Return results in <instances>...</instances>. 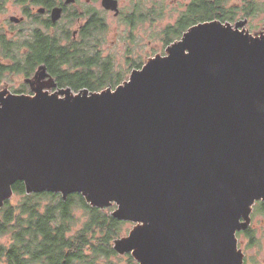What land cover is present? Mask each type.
I'll list each match as a JSON object with an SVG mask.
<instances>
[{
	"label": "water",
	"instance_id": "obj_1",
	"mask_svg": "<svg viewBox=\"0 0 264 264\" xmlns=\"http://www.w3.org/2000/svg\"><path fill=\"white\" fill-rule=\"evenodd\" d=\"M245 24H192L113 88L40 65L31 94L0 89V208L17 181L79 193L135 223L113 249L137 264H242L235 232L264 200V26Z\"/></svg>",
	"mask_w": 264,
	"mask_h": 264
},
{
	"label": "trees",
	"instance_id": "obj_2",
	"mask_svg": "<svg viewBox=\"0 0 264 264\" xmlns=\"http://www.w3.org/2000/svg\"><path fill=\"white\" fill-rule=\"evenodd\" d=\"M224 3V0H196L190 4L162 29L164 47L197 22L212 19L233 22L236 17L261 11V7L252 8L254 3L249 8L229 9ZM159 8H153L141 21L161 18L163 11ZM105 29L100 19L93 18L76 40L64 44L37 33L16 43V49L0 40V82L8 74L30 77L44 64L57 87H70L73 91L115 87L134 66L140 68L143 63L134 62V48L128 45L126 66L116 67L113 55H104L101 48ZM21 46L28 52L20 54ZM7 57L10 60L3 59ZM27 86L23 83L20 88L26 91ZM12 189L17 198L5 201L0 208V237L6 236L8 240L0 243V264H118L114 259L120 256L113 249V241L122 236L126 221L113 217L111 208L91 206L79 193H71L66 199L60 193L47 191L27 194L22 181L15 182ZM79 212L82 216H78ZM125 256L128 264H136L129 253Z\"/></svg>",
	"mask_w": 264,
	"mask_h": 264
},
{
	"label": "flooded vegetation",
	"instance_id": "obj_3",
	"mask_svg": "<svg viewBox=\"0 0 264 264\" xmlns=\"http://www.w3.org/2000/svg\"><path fill=\"white\" fill-rule=\"evenodd\" d=\"M103 1L0 0V17L3 16L0 21V40H3V43H8L5 45L16 49V43L29 40L34 33H37L41 36H47L46 38L51 39V41L55 40L64 44L69 40H76L80 36L82 28L93 18L100 19L106 28L107 26L109 27L107 17L110 15L121 19L130 28L135 27L134 21L141 23L142 18H144L141 10L146 0H114L117 10L106 8ZM195 1L187 0L184 2L183 10H186ZM105 3L112 5L113 2L105 0ZM56 10H58L59 16L54 18ZM149 11L152 13L153 8L149 9ZM237 18L240 17H236L233 22H230H236ZM18 50L20 54L28 52L25 46L19 47ZM6 53H9V51L6 50ZM3 59L10 60L8 57ZM133 68L136 67L134 66ZM32 76L23 78V82L28 85L29 90L30 86L26 79ZM49 77L51 76L49 75ZM10 86L11 84L6 83L4 88L9 89ZM52 89L54 88H51L50 91ZM31 93L30 90V92L25 94ZM235 237L237 249L242 254V264H264L263 199L255 200L252 204L246 226L237 230Z\"/></svg>",
	"mask_w": 264,
	"mask_h": 264
},
{
	"label": "rangeland",
	"instance_id": "obj_4",
	"mask_svg": "<svg viewBox=\"0 0 264 264\" xmlns=\"http://www.w3.org/2000/svg\"><path fill=\"white\" fill-rule=\"evenodd\" d=\"M186 1L187 0H146V3L143 5V9L141 10L144 16L150 15L151 13L149 9L156 8L154 6H157V8L161 6V8L159 9H162L163 15L161 18H158L156 20H149V18H146V20L141 21V23L134 21L135 27L133 28H130L119 18H115L111 15L108 16L107 20L109 23V27L107 26L106 31L103 34L105 40H103L101 44L103 54L113 55L116 67L118 68H124L126 66L125 51L128 45H131L132 48H134V51L132 53V59H134V62L141 61L142 63H144L145 60L154 56L155 54H163L166 47H164V44L161 42V31L165 26H167V24L173 23L179 17L180 13L183 10V4ZM251 1L252 0H224V5L226 9L244 6L249 8V5H252V3H254L252 8L261 7V11L254 13L253 15L251 14L246 17L237 18V21H246L244 27H246L249 32L255 33L262 30L264 26V0ZM2 17H0V21ZM133 40H135V42ZM24 77L25 76H22L20 74H8L7 76H4V78L0 82V89L4 88V85L6 83H9L11 84L9 88L10 92H30L29 88L26 91L20 88L21 84L24 83ZM16 198L17 197L13 196V199ZM106 208H111L110 213L117 209L114 204L103 209ZM78 216H82L81 212L78 213ZM133 226H135L134 222L126 221L122 232V237L126 236L129 230L133 228ZM7 241L8 240L6 236L0 237V243H6ZM119 256L120 257L118 259H114L115 262H118V264H128V257H126L125 254H119Z\"/></svg>",
	"mask_w": 264,
	"mask_h": 264
},
{
	"label": "bare ground",
	"instance_id": "obj_5",
	"mask_svg": "<svg viewBox=\"0 0 264 264\" xmlns=\"http://www.w3.org/2000/svg\"><path fill=\"white\" fill-rule=\"evenodd\" d=\"M133 69H137V68H132L131 70H133ZM131 72V71H130ZM130 74V73H129ZM128 77H129V75H128ZM128 77H127V79H128ZM126 80V79H125Z\"/></svg>",
	"mask_w": 264,
	"mask_h": 264
}]
</instances>
